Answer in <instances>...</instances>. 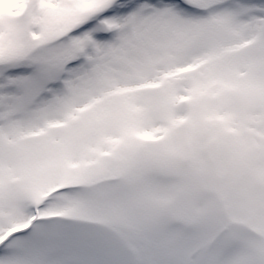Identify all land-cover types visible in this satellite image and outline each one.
I'll list each match as a JSON object with an SVG mask.
<instances>
[{
    "label": "snow or ice",
    "instance_id": "obj_1",
    "mask_svg": "<svg viewBox=\"0 0 264 264\" xmlns=\"http://www.w3.org/2000/svg\"><path fill=\"white\" fill-rule=\"evenodd\" d=\"M0 264H264V0H0Z\"/></svg>",
    "mask_w": 264,
    "mask_h": 264
}]
</instances>
